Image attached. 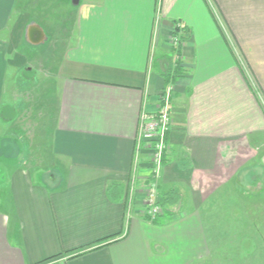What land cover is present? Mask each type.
<instances>
[{
  "label": "crops",
  "instance_id": "crops-1",
  "mask_svg": "<svg viewBox=\"0 0 264 264\" xmlns=\"http://www.w3.org/2000/svg\"><path fill=\"white\" fill-rule=\"evenodd\" d=\"M25 1L0 0V264H206L203 208L223 188L264 248V0H211L217 16L209 0H67L73 30L48 35L65 44L48 136L55 165L43 170L8 161L22 139L14 127L26 89L15 79L29 64L24 46L47 38ZM176 26L189 31L187 71L171 85L158 184L180 198L157 224L141 196L129 216V190L140 116L167 88L160 59L170 57Z\"/></svg>",
  "mask_w": 264,
  "mask_h": 264
},
{
  "label": "rangeland",
  "instance_id": "rangeland-1",
  "mask_svg": "<svg viewBox=\"0 0 264 264\" xmlns=\"http://www.w3.org/2000/svg\"><path fill=\"white\" fill-rule=\"evenodd\" d=\"M25 6L33 21L46 26L47 38L42 45L24 46V54L29 59V64L20 69L15 79L19 82L21 89H26V93H24L27 99L26 106L21 113L19 122L14 127V133L22 139L18 143L19 151L11 154L8 161L13 164L21 161L20 165L32 170H43L55 165L54 159L50 156L48 136L51 133L53 114L56 110L55 101L58 95V84L54 71L57 63V49L59 45L65 44V38L57 37L59 38L57 39L55 36L54 42L51 43V38L48 35L52 31L54 34L57 32L63 35L67 23L66 27L72 31L75 22L73 15L67 18L69 20H64L69 14L66 13L68 10L67 0H26ZM72 36L73 34H71ZM175 39L179 41L178 44L181 42L180 38ZM175 39L170 44V48L178 45L175 44ZM169 54L172 56L171 52ZM9 76L10 82L14 81L12 72ZM145 153L144 151L143 154ZM141 160L142 158L140 164ZM140 164L137 166L138 176H135L134 185H130L132 190L135 189L134 196L131 195L134 198L133 201L135 202V198L137 199L139 196L143 197L140 200H143L145 204L144 217L149 216L146 214L151 209L147 204L149 200L147 193L148 190H153L158 196L156 203L160 206V213H162L159 176H155L153 173L149 174L153 165L148 157L146 163L149 171L147 172L148 176H142L145 180L143 183L139 182L140 175H142ZM41 170L36 174L40 176L41 173H48ZM228 193L225 188L221 189L216 198L209 199L203 208L205 227L212 251L206 264H264V248L258 230L252 228L244 206ZM135 208H137L136 204L132 208L133 213Z\"/></svg>",
  "mask_w": 264,
  "mask_h": 264
},
{
  "label": "built area",
  "instance_id": "built-area-1",
  "mask_svg": "<svg viewBox=\"0 0 264 264\" xmlns=\"http://www.w3.org/2000/svg\"><path fill=\"white\" fill-rule=\"evenodd\" d=\"M213 8L214 14L220 15L217 7L214 2L209 0ZM221 21V20H220ZM223 22V21H221ZM179 41L175 39V44H178ZM171 112H172V88L168 86L158 97L157 108L154 111H149L144 109L139 122V130L136 137V159H135V172L132 183L134 185L135 176H138L137 166L140 164L141 156L144 151L150 157V163L153 165L151 173L158 176L161 167L163 165V157L165 152L168 150V134L171 128ZM148 176V175H147ZM131 188V187H130ZM134 190L131 188V194L129 195V216L132 214V208L134 204ZM147 196L149 200L147 204L151 207L146 214L151 218H155L160 214V206L157 205V194L153 190H148ZM132 195V196H131Z\"/></svg>",
  "mask_w": 264,
  "mask_h": 264
},
{
  "label": "trees",
  "instance_id": "trees-1",
  "mask_svg": "<svg viewBox=\"0 0 264 264\" xmlns=\"http://www.w3.org/2000/svg\"><path fill=\"white\" fill-rule=\"evenodd\" d=\"M189 31L184 27L176 26L174 31V38H180L181 42L177 46H172L170 52L172 56L169 58L160 59L161 61V75L165 79L166 87L175 84L181 76L186 73V69L183 66L182 55H181V47L183 41L189 37ZM174 56V57H173ZM165 162V160H164ZM117 185L112 186L109 191L113 192V189L117 188ZM179 191L177 188L172 187L167 190H163L161 192V206L162 213L155 216V218H151L150 216H146L145 218L155 222L157 224H162L163 222L171 219L176 211L174 210V206L177 205L178 200L180 198ZM115 237L111 238L114 239Z\"/></svg>",
  "mask_w": 264,
  "mask_h": 264
}]
</instances>
